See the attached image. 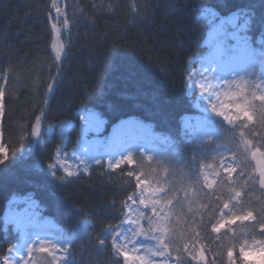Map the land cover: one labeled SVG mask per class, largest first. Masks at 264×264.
I'll return each mask as SVG.
<instances>
[{
  "label": "trees",
  "instance_id": "trees-1",
  "mask_svg": "<svg viewBox=\"0 0 264 264\" xmlns=\"http://www.w3.org/2000/svg\"><path fill=\"white\" fill-rule=\"evenodd\" d=\"M52 3L0 0V90L4 93L0 98L4 106L0 115L4 151L0 156V260L23 241L11 215L32 208L41 224L49 221L56 226L49 232L69 248L68 264H124L112 248L114 233L106 229L124 223V204L138 192L137 177L149 178L141 175L145 171L139 167L143 158L148 163L144 153L128 151L112 160L101 158L100 164L89 165L88 172L79 170L72 177L57 161L78 147L87 114L95 115L103 126L100 134H88L90 138H107L117 124L127 121L149 129L158 138L152 167L164 175L156 164L161 161L169 168L166 178L178 187L190 183L198 170L215 167L214 158L230 157L235 149L233 127L214 121L215 137L205 139L185 128V118L200 114L194 107L197 95L190 79L214 50L222 56L221 42L209 37L207 14L212 12L216 20L237 18L236 42L251 53L243 76L259 83L264 70V0H60L64 15L55 23L66 48L60 61L51 48ZM65 18L67 29L63 28ZM231 42L235 41H224ZM37 116L41 117L40 133L33 135ZM62 126L67 129L60 135L57 130ZM129 154L134 163L108 167ZM53 164L54 169L49 167ZM256 187L249 193L253 203L264 199ZM241 227L239 222L232 225L236 232ZM208 233L199 244L205 246L208 264L214 259L219 264L213 249L220 241L214 239L217 234L211 226ZM232 235L228 232V237ZM98 236L104 239L103 247ZM39 240L44 239L36 238L34 243ZM239 243L235 241L234 257L236 264H245L239 258ZM36 253L49 264L47 253Z\"/></svg>",
  "mask_w": 264,
  "mask_h": 264
},
{
  "label": "snow or ice",
  "instance_id": "snow-or-ice-1",
  "mask_svg": "<svg viewBox=\"0 0 264 264\" xmlns=\"http://www.w3.org/2000/svg\"><path fill=\"white\" fill-rule=\"evenodd\" d=\"M53 7L56 8L58 15H64L62 8L55 3ZM132 7L135 8V5L133 4ZM107 10L111 12L112 6L109 5ZM68 26L69 20L65 18L63 28L67 29ZM52 30L55 39L51 48L55 52V59L60 61L66 53L65 44L61 40V28L53 23ZM226 83L228 90L223 93L224 101H221L219 106L213 104L212 111L233 126L231 142L235 144V149L232 155L228 157L222 154L221 157L214 158L218 161L216 166H206L211 169V174L198 170L193 173L195 178L190 183L179 187L166 178L169 173L168 167H165L161 161H156L164 173L160 175L152 167L154 158L146 157L147 173L142 172L141 175L149 178L141 180L138 176L137 186L141 187L139 205L150 209L152 215H147L139 206L133 207L132 204L125 203L124 207L127 211L124 213V219L134 227L120 232L112 226L106 229L109 234L115 233L110 235L112 248L116 255L123 257L124 264H153L151 257L155 256L163 257V264H169L173 253H176L175 264H189V257L196 264H208L205 246L199 242L209 235V226L211 232L217 234L214 239L220 241L217 248L213 249L219 264H225V256L226 264H236L235 241L240 242L239 258L242 261L247 260L251 254H264V199L258 198L253 203L249 197L250 192L257 190V185L261 196L264 197V82L254 83L241 78L239 81L232 80ZM51 87L49 85L50 89ZM210 90L211 86L207 89L202 86V91ZM3 95V91L0 90V98ZM3 111L4 106L0 100V115ZM40 120L41 117L37 116V127L33 129V135L40 133ZM235 129L240 130L236 132ZM125 161L134 163L133 155L129 154L114 163L109 162L108 167L117 168ZM141 161H144V158ZM57 162L65 169L68 177L77 175L76 172L69 171L65 167L64 161ZM100 163L97 161V164ZM55 166L49 165L52 169ZM83 171L88 172V167H84ZM53 174L55 175V172ZM128 175L132 176L133 173L130 171ZM59 179L64 180L65 177ZM204 189L210 191L205 192ZM135 199V194L127 198L133 203ZM217 212L220 213L219 218L216 216ZM144 220L147 221V228L142 224ZM238 222L243 227L236 232L232 225ZM122 226L123 222L120 227ZM197 228L201 231H196ZM222 229L226 230L220 235ZM257 229H259L258 233ZM228 232L233 233L232 237H228ZM241 235L242 240H240ZM140 236L155 241L154 245L144 249V255L135 254V245L138 241L135 238ZM97 239L100 247H103L104 239L99 236ZM37 244H39L38 248ZM128 244L132 245L133 254L129 253ZM9 251L12 252V249ZM36 251L47 253L51 257L49 264H63L69 248L51 241L39 240L27 248L29 257ZM57 251L65 253L63 259L56 256ZM3 264H10L9 257H4ZM24 264H29V261H25ZM212 264H217V259H214Z\"/></svg>",
  "mask_w": 264,
  "mask_h": 264
},
{
  "label": "rangeland",
  "instance_id": "rangeland-1",
  "mask_svg": "<svg viewBox=\"0 0 264 264\" xmlns=\"http://www.w3.org/2000/svg\"><path fill=\"white\" fill-rule=\"evenodd\" d=\"M54 3L60 7V0H53L52 24L57 20L60 21L62 18V15H58L56 8L53 7ZM207 16L209 21H211L209 37L211 40L221 42L219 46L222 56H217V51L214 50L205 59L201 60L197 70L192 74L190 87L197 95L194 107L200 114L184 119L185 128L193 135L204 139L215 137L214 121L232 127V125H229L222 117L217 116L212 111V105L216 104L219 106L221 101H224L223 93L228 90L226 82L232 80L239 81L240 77L244 78L243 74L246 72L250 62L249 48L245 46L242 47L236 42L238 39L237 31H239L237 27V18L230 17L225 20H216L215 14L212 12H208ZM54 39L55 33L53 32V40ZM228 40L235 42L229 44L224 43V41ZM53 55L55 58L54 51ZM261 82H264V71L260 76L259 83ZM202 86L205 89L211 86V90L202 91ZM66 129V126H62L57 130V133L62 135L65 133ZM82 130L83 139L78 143V147L70 155L59 159L65 162V167H67L69 171L77 173L79 170H83L84 167L89 168L91 163L97 162L101 158H110L112 160L115 156H121L127 151L142 150L146 157H153L157 153L156 143L158 142V138L151 134L149 129L135 121L119 123L114 127L107 138L100 135H95L90 138L88 134H100L103 131V126L102 122L95 115L87 114L83 117ZM52 131L53 129H49V132ZM3 152V148L0 145V156ZM57 165L60 166L58 162ZM203 171H207L211 174V170L204 169ZM210 178H212L211 175ZM140 191L141 187H138L135 203L129 201L128 204H132L133 207L139 206L147 215H152L150 209L139 205ZM11 220L16 229L23 234V241L7 256L9 257L10 264H24L25 261H29V264H39L36 258H43L42 256H38L37 253L34 252L31 254V257H29L27 253V248L34 243L36 238H42L64 247V244L49 232V230L56 228L55 225L49 221H44L41 224L37 217L33 215L32 208L24 209L20 213H14L11 215ZM142 224L147 228L146 220L142 221ZM120 226L115 227L116 231L120 232L129 227H134L127 221H124L122 227ZM129 235H131V233H129ZM135 239L138 240L135 245V254L138 255H144V249L147 246L155 244L154 240L147 239L143 236ZM127 246L129 253L133 254L132 245L128 244ZM56 256L63 259L65 253L63 251H57ZM151 259L153 264H163L164 260V258L160 256L151 257ZM255 259V256H249L247 260H245V264H255ZM3 262L4 260H0V264H3ZM68 262L69 258L67 252L63 264H68ZM169 264H175V260L171 259ZM261 264H264V261H261Z\"/></svg>",
  "mask_w": 264,
  "mask_h": 264
},
{
  "label": "clouds",
  "instance_id": "clouds-1",
  "mask_svg": "<svg viewBox=\"0 0 264 264\" xmlns=\"http://www.w3.org/2000/svg\"><path fill=\"white\" fill-rule=\"evenodd\" d=\"M216 114V113H215ZM217 115V114H216ZM223 118V117H222ZM224 120V119H223ZM225 121V120H224ZM227 122V121H226ZM139 167L142 168L145 173H147V169H148V166L146 164H144L143 161L140 162L139 164ZM250 256H255L256 259H255V264H261V261H264V254H261V253H255V254H251ZM39 262V264H47V261L45 258H40V257H37L36 258Z\"/></svg>",
  "mask_w": 264,
  "mask_h": 264
}]
</instances>
